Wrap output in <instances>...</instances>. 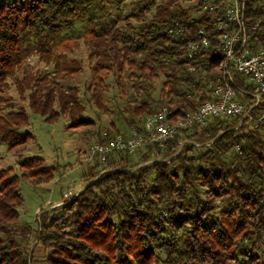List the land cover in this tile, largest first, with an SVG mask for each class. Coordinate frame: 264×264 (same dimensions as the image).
I'll return each instance as SVG.
<instances>
[{
	"label": "trees",
	"instance_id": "16d2710c",
	"mask_svg": "<svg viewBox=\"0 0 264 264\" xmlns=\"http://www.w3.org/2000/svg\"><path fill=\"white\" fill-rule=\"evenodd\" d=\"M196 1L186 7L184 0H136L125 12V0H0V146L21 157L35 140L32 115L49 123L67 117L68 129L91 123L81 116L76 87L58 83L76 80L81 63H61L49 47L75 19L86 20L88 104L115 113L126 130H139L162 107L173 119L195 109L208 98L205 79L218 73L214 24L223 17L222 0L210 14ZM263 3L246 2L255 48L264 47V23L252 29L264 18ZM201 28L209 46L188 59L187 43ZM27 35L40 45V59L53 62V74L24 69L34 54L23 45ZM108 79L117 94L111 111ZM242 84L235 74L236 89ZM10 85L26 107L14 108ZM111 128L93 144L127 136ZM84 164L80 190L66 199L61 192L63 203L40 208L30 223L20 217L19 183L53 182L55 168L30 155L19 173L0 169V264H32L37 252L44 264H264V124L213 118L162 147L110 153L104 162L87 156Z\"/></svg>",
	"mask_w": 264,
	"mask_h": 264
},
{
	"label": "built area",
	"instance_id": "2783aa9c",
	"mask_svg": "<svg viewBox=\"0 0 264 264\" xmlns=\"http://www.w3.org/2000/svg\"><path fill=\"white\" fill-rule=\"evenodd\" d=\"M253 1L261 3V0ZM246 2L222 0L223 17L214 24L218 32L216 52L220 60L218 73L204 82L208 98L192 111L174 119L169 117L165 107L147 114L139 130L131 129L125 137H108L92 144L88 150V160L97 156L104 162L110 153L132 154L150 145L162 147L182 129L192 125L205 126L213 118L234 119L238 126L242 123L255 127L264 124V47L255 48L250 41ZM217 6V0H201L199 8L202 13L210 14L216 11ZM258 23H264V18H259L252 29ZM209 41L205 29H198L195 39L187 43V58L193 60L197 57L209 46ZM187 70L193 73L195 66L189 64ZM235 74L243 82L238 90L235 87ZM102 136L106 137V133L103 132Z\"/></svg>",
	"mask_w": 264,
	"mask_h": 264
},
{
	"label": "rangeland",
	"instance_id": "374dc122",
	"mask_svg": "<svg viewBox=\"0 0 264 264\" xmlns=\"http://www.w3.org/2000/svg\"><path fill=\"white\" fill-rule=\"evenodd\" d=\"M134 1L136 0H125V12L133 7L134 4L132 2ZM196 3V0H184L186 7L195 6ZM191 14L195 17L198 16V12L195 11ZM85 27L86 20L75 19L72 30L63 32L58 40L49 47L51 48L50 52L58 57L59 62L63 63L74 58L81 63V73L76 80L69 82L70 84L61 80H58V83L62 88L68 86L76 87L78 101L82 105L81 116L83 119L90 120L91 123L68 129L66 128L69 123L67 117L63 116L57 121L49 123L45 122L40 116L32 115L30 130L35 140L28 146L26 151L22 152L21 157L7 152L4 145L0 146V169L10 166L19 173L17 170L18 163L30 155L40 156L47 166L55 168V181L53 182L34 186L29 182L20 181L19 189L23 198V205L19 213L21 219L27 223L33 221L35 214L40 208L49 205L55 207L62 204L63 202H59L63 199L61 192L66 199L72 197L80 190L83 184V172L87 169L84 163L87 161L88 150L96 140L97 135L106 130L112 131L111 124L120 134L124 133V135H127L130 131L126 130L124 123L115 113H102L87 103L83 88L84 82L89 76L86 67L85 50L82 44ZM23 45L30 48L34 53L24 62V69L27 72H35L38 69L46 70L51 72V74L54 73L53 62L47 64L40 59L41 47L31 35L24 37ZM22 72L19 71L18 74L22 75ZM106 84H108V88L104 93V101L108 110L111 111L115 107L117 94L115 89L112 88L113 85L110 79L106 80ZM159 86L160 83L156 82L155 87L159 88ZM157 93V90L153 91L152 96H157ZM6 96L11 99L14 108L26 107L25 100L19 98L14 86L10 85ZM81 173L83 177H81ZM37 258L38 256H36ZM37 261L39 262L37 264H41L40 260L37 259Z\"/></svg>",
	"mask_w": 264,
	"mask_h": 264
},
{
	"label": "crops",
	"instance_id": "0c3cea01",
	"mask_svg": "<svg viewBox=\"0 0 264 264\" xmlns=\"http://www.w3.org/2000/svg\"><path fill=\"white\" fill-rule=\"evenodd\" d=\"M60 202V201H59ZM52 207V206H51ZM36 256H38V260H40L41 261V264H44V262L42 261V259H41V257L39 256V254L37 255V254H35ZM36 256H34V260H33V263L32 264H37V263H39L38 261H37V259H36Z\"/></svg>",
	"mask_w": 264,
	"mask_h": 264
}]
</instances>
